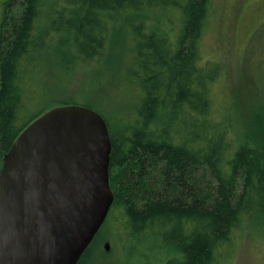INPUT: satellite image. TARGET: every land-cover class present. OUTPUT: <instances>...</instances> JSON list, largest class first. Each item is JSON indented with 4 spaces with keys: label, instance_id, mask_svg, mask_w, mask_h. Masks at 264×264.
<instances>
[{
    "label": "trees",
    "instance_id": "1",
    "mask_svg": "<svg viewBox=\"0 0 264 264\" xmlns=\"http://www.w3.org/2000/svg\"><path fill=\"white\" fill-rule=\"evenodd\" d=\"M13 1L2 3L0 23V169L17 136L45 113L20 117L37 61L51 51L64 68L97 61L125 28L141 99L119 127L99 114L111 146L107 217L118 212L130 240L156 239L172 250L165 264H218L233 231L251 215L264 218V140L234 136L212 113L219 68L199 60L210 0H18L11 18ZM173 13L176 24L163 25L158 16ZM151 170L177 196L155 194ZM91 244L77 264H88Z\"/></svg>",
    "mask_w": 264,
    "mask_h": 264
},
{
    "label": "rangeland",
    "instance_id": "2",
    "mask_svg": "<svg viewBox=\"0 0 264 264\" xmlns=\"http://www.w3.org/2000/svg\"><path fill=\"white\" fill-rule=\"evenodd\" d=\"M4 1L0 0V23ZM18 12L19 2L14 0L7 17ZM158 17L163 25L169 18L173 24L177 21L175 13ZM113 34L110 48L97 61H79L64 68L55 51L37 61L26 81L25 110L20 117L47 112L59 104L88 106L107 118L112 128L133 116L141 91L131 61L130 37L122 27ZM57 37L49 39L52 46L57 44ZM199 60L202 66L216 64L219 68L209 92L213 115L225 119L234 136L252 133L264 140V0H210L199 42ZM148 174L155 194L177 196L176 189L171 193L162 189L164 181L157 170ZM198 190L196 182L194 196ZM97 234L90 246L88 264H165L175 256L156 239L130 240L118 212L106 218ZM231 237L229 247L220 250L224 255L218 264H264V218L247 217ZM105 243L109 244L108 252Z\"/></svg>",
    "mask_w": 264,
    "mask_h": 264
},
{
    "label": "water",
    "instance_id": "3",
    "mask_svg": "<svg viewBox=\"0 0 264 264\" xmlns=\"http://www.w3.org/2000/svg\"><path fill=\"white\" fill-rule=\"evenodd\" d=\"M110 151L104 120L83 106L23 129L0 169V264L78 263L113 203Z\"/></svg>",
    "mask_w": 264,
    "mask_h": 264
}]
</instances>
